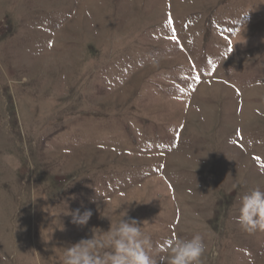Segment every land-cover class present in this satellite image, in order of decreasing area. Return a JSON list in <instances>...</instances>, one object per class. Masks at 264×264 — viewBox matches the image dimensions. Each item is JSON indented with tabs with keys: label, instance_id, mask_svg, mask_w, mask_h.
Instances as JSON below:
<instances>
[{
	"label": "rangeland",
	"instance_id": "1",
	"mask_svg": "<svg viewBox=\"0 0 264 264\" xmlns=\"http://www.w3.org/2000/svg\"><path fill=\"white\" fill-rule=\"evenodd\" d=\"M256 188L264 0H0V264H64L122 217L154 255L199 234L201 264H264L236 222Z\"/></svg>",
	"mask_w": 264,
	"mask_h": 264
},
{
	"label": "clouds",
	"instance_id": "2",
	"mask_svg": "<svg viewBox=\"0 0 264 264\" xmlns=\"http://www.w3.org/2000/svg\"><path fill=\"white\" fill-rule=\"evenodd\" d=\"M71 215L72 223L83 227L93 212L76 209ZM236 222L249 233L264 231V191L256 188L241 196ZM140 225L135 217H122L115 226L110 224L103 236L92 232L67 248L64 264H201L206 250L201 235L168 239L163 246H155L158 252L154 255L151 236Z\"/></svg>",
	"mask_w": 264,
	"mask_h": 264
}]
</instances>
